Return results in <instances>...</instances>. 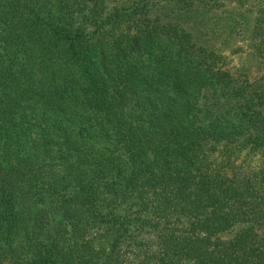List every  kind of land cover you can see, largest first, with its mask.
Instances as JSON below:
<instances>
[{"label": "trees", "instance_id": "trees-1", "mask_svg": "<svg viewBox=\"0 0 264 264\" xmlns=\"http://www.w3.org/2000/svg\"><path fill=\"white\" fill-rule=\"evenodd\" d=\"M105 2L0 0V264H264V59Z\"/></svg>", "mask_w": 264, "mask_h": 264}, {"label": "rangeland", "instance_id": "rangeland-1", "mask_svg": "<svg viewBox=\"0 0 264 264\" xmlns=\"http://www.w3.org/2000/svg\"><path fill=\"white\" fill-rule=\"evenodd\" d=\"M108 9L131 0H105ZM150 17L171 22L191 33L197 44L225 56L234 74L258 76L264 54L257 52L252 33L264 0H149ZM180 16L185 17L184 21ZM220 63V62H219Z\"/></svg>", "mask_w": 264, "mask_h": 264}]
</instances>
